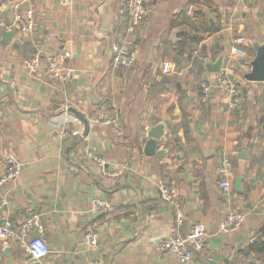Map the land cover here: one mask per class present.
I'll list each match as a JSON object with an SVG mask.
<instances>
[{"label":"crops","instance_id":"1","mask_svg":"<svg viewBox=\"0 0 264 264\" xmlns=\"http://www.w3.org/2000/svg\"><path fill=\"white\" fill-rule=\"evenodd\" d=\"M0 1V24L13 32L7 43L0 36V177L7 153L23 166L22 174L1 189L0 224L19 225L41 214L50 249L36 262L9 246L0 264H182L157 250L178 211L181 236L198 223L209 234L191 264H264L248 254L264 226V82L245 79L256 56L254 44H264V0H198L205 6L150 0L148 20L135 37L138 60L129 70L114 69L109 53L126 30V0H71L68 7L29 0L24 8L34 10L33 32L16 25V0ZM183 12L193 21L204 14L220 32L172 28ZM182 34L188 40L180 39ZM178 42L186 47L184 54H178ZM62 52L70 53L72 77L50 81L47 58ZM37 53L42 62L30 75L23 63ZM221 56L222 68L243 86L244 102L235 109L220 87L202 101L201 85L219 74L207 65ZM99 99L106 103L99 106ZM106 108L114 113L112 123L95 125L93 119ZM69 109L89 120L86 137L77 122H56ZM162 123L166 129L157 151L165 155L149 156L148 134ZM88 148L110 171L124 169L123 174L102 175L97 163L83 158ZM222 151L234 163L229 195L220 190L216 174ZM159 182L172 191L175 208L163 199ZM96 199L109 205L106 213H92ZM231 211L245 213L246 222L223 234L221 222ZM88 226L98 234L96 249L85 245Z\"/></svg>","mask_w":264,"mask_h":264},{"label":"built area","instance_id":"2","mask_svg":"<svg viewBox=\"0 0 264 264\" xmlns=\"http://www.w3.org/2000/svg\"><path fill=\"white\" fill-rule=\"evenodd\" d=\"M29 0H16L13 4L15 23L24 32H33L36 28V18L34 10L24 8ZM61 7H68L71 0H52ZM150 0H126L127 26L123 36L111 45L112 61L114 69L129 70L138 60V46L136 34L148 20L147 4ZM11 28L0 24V36L3 31H10ZM235 52H237L235 50ZM236 55V54H235ZM70 53L62 52L47 58V77L50 81L64 83L71 79L72 73L69 66ZM42 57L39 53L24 60V67L30 75H35L41 65ZM220 87L226 90L230 97V108L241 107L244 102L243 86L236 82L228 72L227 68H222L221 72L214 80H207L201 85L202 101L206 102L212 94V90ZM113 111L110 108L104 109L93 123L106 128L112 123ZM59 125L64 123L77 122L84 126L82 121L68 112L63 117L56 118ZM1 126V125H0ZM78 134V132H77ZM82 156L84 159L97 163L105 177H118L123 174L124 169L110 171L106 160L97 154L95 150L86 149ZM6 171L0 177V190L10 182L17 179L23 171L20 159L14 153H7L4 157ZM234 173V163L232 156L222 151L216 158V174L219 181V188L223 194L231 193V179ZM158 189L163 199L169 206H177L176 199L172 191L164 182L158 183ZM109 205L96 199L92 203L91 211L94 215H101L108 211ZM247 215L241 211H231L227 213L221 222L220 231L223 234H232L239 231L245 224ZM183 225V214L178 211L175 226L172 232L157 241V250L167 256L177 259L182 264H191L195 261L196 255L200 253L209 236L206 227L202 223L193 226L187 236L183 237L179 229ZM46 229L41 214H32L23 219L19 225L9 222L0 224V261L4 251L9 246L19 247L32 261L40 262L50 255L49 246L45 240ZM85 245L88 249H96L99 246L98 234L94 227L88 226L84 234Z\"/></svg>","mask_w":264,"mask_h":264},{"label":"water","instance_id":"3","mask_svg":"<svg viewBox=\"0 0 264 264\" xmlns=\"http://www.w3.org/2000/svg\"><path fill=\"white\" fill-rule=\"evenodd\" d=\"M2 6V2L0 1V7ZM13 36V32L11 31H3L2 38L3 42L7 43L8 39ZM254 49L256 51V56L251 62V71L245 75V79L251 83H262L264 82V44H254ZM110 53V61H112V52L111 46L109 48ZM224 57L221 56L216 63L208 64L207 69L213 73H220L223 67ZM106 103L105 99H99L98 105H103ZM69 113L77 117L80 121H82L84 125V134L83 136H87L90 130V122L89 120L79 111L76 109H69ZM3 117V115H1ZM0 116V120H1ZM166 129V123H162L154 128L148 134L149 140L147 141L145 153L149 156H156L160 158L161 156L165 155L166 151H157L158 142L162 140ZM4 191L0 190V202L3 201ZM263 237L258 235L256 238V242H262Z\"/></svg>","mask_w":264,"mask_h":264},{"label":"trees","instance_id":"4","mask_svg":"<svg viewBox=\"0 0 264 264\" xmlns=\"http://www.w3.org/2000/svg\"><path fill=\"white\" fill-rule=\"evenodd\" d=\"M191 4H202L206 5V3L198 1V0H192ZM195 21H193L187 13L183 12L176 16L172 22V28H180L183 25H189L191 27H197L200 26L203 29L202 35H214L220 32V26L214 24L213 22L207 21L204 14L202 13H197L195 15ZM186 39L188 40L186 35H180V39ZM203 38L201 39V41ZM177 49L178 54H184L186 47L184 46L183 43L178 42V44L175 46ZM261 236L264 239V226L262 227L261 231ZM248 254H255L257 255L260 259L264 260V241L262 242H253L251 243L249 249H248Z\"/></svg>","mask_w":264,"mask_h":264}]
</instances>
